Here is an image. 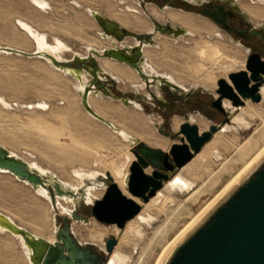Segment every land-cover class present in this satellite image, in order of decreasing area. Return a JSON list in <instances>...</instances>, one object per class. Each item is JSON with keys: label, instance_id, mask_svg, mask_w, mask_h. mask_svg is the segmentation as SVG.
I'll return each instance as SVG.
<instances>
[{"label": "bare ground", "instance_id": "6f19581e", "mask_svg": "<svg viewBox=\"0 0 264 264\" xmlns=\"http://www.w3.org/2000/svg\"><path fill=\"white\" fill-rule=\"evenodd\" d=\"M29 1L37 10L46 11L48 9L49 2H47L46 0ZM119 1L120 3H122L126 0ZM260 2L264 3V0H261ZM130 3L133 2L130 1L128 2L127 6H122V11L125 12V15L122 16L116 15L115 13H110L112 15L108 18L116 21L122 28L123 25H131L133 26V28L138 29L144 33L153 31V24L150 22V16L161 22L168 20L171 25H178L184 28V31L179 35H168L160 32H155V34L153 35L154 41L145 42L143 44V52L141 55L142 59L139 62L140 69L150 78V80L158 77L156 80L157 82L155 83V85L157 86V94H161L160 83L163 80L160 78V76H162V78H165L170 85L177 86V88L181 91L191 90L196 87H204L210 89L214 87L222 78L225 79L229 84H231L229 74L232 72L243 70V68L246 66V63L244 62V59L240 56V54L234 53L236 55H231L229 52H226L229 47L227 46V42H230L228 40L231 39L224 37L222 33L220 34L218 32L217 29H214L213 22L201 19L200 17L191 15L190 13H187L185 11L181 12L182 10L177 11L167 5L164 8H159L158 6L153 4L152 6L147 5L149 7L148 12H146L145 9L139 8L138 6H132V4ZM75 4L78 7L82 6L78 2H75ZM85 9L88 10L89 16L92 17L93 14L98 12L92 7L86 6ZM136 15L137 17H139V15L146 17V19L148 17V19L146 21L144 18H138V22H133V20L130 21L132 17ZM13 21L17 33L23 41L30 43V39H32L37 43L36 52L39 53L38 57L46 58L43 55L53 52V56L55 58H60L61 60L62 58H64L62 56L65 54L60 55L59 52H63L66 42L61 43L57 38L56 41L54 39V46L52 44L49 45L47 42L48 40H46L47 37L45 32H42L39 29L41 26H37L38 24L36 25L28 19H23V17L13 18ZM102 34V30L99 29L98 35L96 37H93H95L96 39H101ZM101 40L103 43L106 42L108 45L97 46L93 44V42L87 43L84 47L87 49V54H79L75 52L73 53V55H71V58H73L74 55L85 58L92 49H95L98 52H102L104 49L110 48L111 46L132 48L134 44L138 43V41L129 40L119 43L111 37L110 41L103 38ZM101 40H99V42H101ZM51 43H53V41ZM20 44V41L15 42L13 44V47L20 48V46H18ZM235 44V48L239 50L238 45L241 46V43L235 42ZM98 47L100 50L97 49ZM4 48L6 47L0 46V52L7 54L12 53L4 50ZM68 48L70 47H67L65 49ZM71 48L73 49V47ZM82 50L85 51L84 49ZM68 51L70 50L68 49ZM154 52H157V56L159 58V60L157 59L158 62L152 60L153 54H155ZM246 52H248V49H246ZM70 53L72 54V52ZM69 57L70 55L68 56V58ZM96 57L99 61V65L104 71L111 74L114 78L117 79V81H123L120 82L119 85L122 90H133L136 93H142V91H144L143 89L146 86V81L141 78L135 68L128 65L127 63L119 62L114 58L103 56ZM49 58H46V60L52 62V60H50ZM57 70L58 71H55L56 74L58 73L61 76H65V74L67 73L73 76L71 80L74 82L77 91L76 94L78 97L82 98L83 94L88 91L87 104L96 114L100 115L107 121V124H103L102 122L100 123L106 126L110 130L111 134L115 137V139L124 146L122 148H119L118 150H111L110 145H107L102 139H99V141L95 142V145L97 144V146H95L97 147L95 151V158L88 165L79 163L72 165L69 171L71 177L68 178V181H65L66 185L68 187L76 188L84 187L86 200L88 202H93L94 200H97L101 195V192L99 191L100 185L96 184V178H98V176L106 177V173H109L110 177H112L113 181L118 185L121 192L141 205L140 211L133 218L129 219L122 228L117 226L116 224H108L107 227H100L94 225L93 223L94 226L92 225V230H90V232L88 233L86 232L85 236L83 237L78 233V230H74L75 225H73V231L76 232L75 235L82 243H97L104 248V240L106 236L113 235L115 238H117V243L111 250L112 252H109L110 255L106 264H130L132 262L134 253L138 251V262L134 264H143L144 261L148 258L150 251L153 250L155 246H160L161 250L158 253L153 264H166L175 248L183 240H185L186 236H188L190 232H192L197 226H199L202 220L210 213V211L218 204V202L223 197H225L236 184L240 182L244 175L248 173L252 165L254 163L260 162L264 157V144L261 147H258L257 144L253 145L250 140H247L242 145L236 146V151H238L240 155H243L244 162L242 168L238 170L234 175H232L228 179V181H226L210 199L204 200L203 203L198 207L196 212L191 215L189 220L183 222L182 226L177 230V232L171 238H168V233L171 230V226L175 224L177 218L180 217L182 212L185 210L184 201H181L177 197V195H187V200H198L199 197H201V195L204 193V191L202 190L204 184L201 185V187H196L197 180L200 178L204 168L205 171L208 170V172L212 173L211 166L206 165V163L209 162V158L213 161L220 160L221 158H223V154L219 148V145H222L224 143L227 145V148L233 145V142L227 141L225 137L226 133L230 131H234L237 133L247 132L257 117L264 121V116L262 113L264 110V85L260 89L261 101L258 102L260 103L258 105H255L253 104V102L248 100L246 102V106H240L236 108L229 99L225 98L226 100L223 101L224 106L227 108V110L234 112L232 119L230 120V122H228L229 124L227 123V125L220 128V130L215 133V137L213 136V140L204 145L203 149H201L194 156V158H192L187 164H185L177 174H175L173 177L171 176L172 178L170 177L171 179L169 178L170 180L168 179L169 181L164 185V187H161L159 190H157V192L152 196L150 200L146 201L145 203H141L140 200L142 199L140 197L132 195L127 188L130 166L136 159L134 153H132V150H130V148H132V146H134V144L140 138L144 139L150 146L152 145L153 147L160 148L161 150L166 151L169 148V141L167 139L159 138L158 136H150L148 134L149 130L147 128V125L145 124V121L149 122L151 126H154V128H156L157 124L160 122L154 121L153 118L149 115H146L144 117V115H142L144 113V111L142 110V106L136 101L129 102L127 100H119L121 103L132 105L134 109L141 110L140 112L142 113L139 114L142 117H137V115H128V117H125L126 113L123 112H120L117 117H115L114 115H110L111 112L106 111V106L101 105L102 101L98 100L101 104L96 101V98H100L101 100L103 98L104 100L105 97L101 94L100 91H97L92 87H88L90 78L88 74H86L87 72L85 70L81 71L70 67H60ZM148 97H150V95H148ZM105 99H107V97ZM0 103L2 105L1 107H3L4 109H14V104L6 101L3 94L1 93ZM48 104L49 102H47V100L38 98L33 103H27V106L25 104V106L23 107H26L27 109H25L27 111L42 110V112H47L49 107ZM18 110L24 109L22 107H19ZM85 111L89 113V117L99 122V120H97L92 112H89L86 109ZM113 118L118 119L114 120ZM199 118L201 117L191 115L190 121L196 122L199 126V130L202 131L203 129L207 128L208 125L199 120ZM173 127L174 130L177 129L178 123L175 122ZM27 149L28 148L23 149L22 152L24 154H27L29 159L32 158L31 160L27 161L30 166L36 168L37 170H40V172L47 171V168L39 165L38 159L34 156L35 153ZM10 151L12 154L22 157L17 152L11 149ZM224 160V162H226L227 157H224ZM0 172L3 171L0 170ZM89 180H91L92 183L87 184ZM101 186L103 187V185ZM36 191L38 192V194H45V191L41 187ZM62 205L63 206H61V211L67 214L71 212L69 210L70 207L66 208L67 206H64L65 204ZM51 208V204L48 203L47 210L52 220L54 215L51 213ZM56 215L58 214L56 213L55 216ZM161 215L165 216V221H163L162 223H157ZM55 222L56 217L54 223ZM31 227L30 229L33 228ZM80 227L81 225H79L77 228L80 229ZM150 227L151 231H148V228ZM35 229L36 228L34 227V230L32 232L36 236H40L37 233L38 231L35 232ZM80 230L83 231V227H81ZM0 233L11 235L15 239V241L20 244L22 251L25 252L28 264H33L30 258L29 248L25 244L21 235L14 234L6 228L2 227H0ZM54 235L55 234L52 231V233L48 237L45 236L44 238H46L50 242H54ZM106 251L108 253L107 249Z\"/></svg>", "mask_w": 264, "mask_h": 264}, {"label": "rangeland", "instance_id": "374dc122", "mask_svg": "<svg viewBox=\"0 0 264 264\" xmlns=\"http://www.w3.org/2000/svg\"><path fill=\"white\" fill-rule=\"evenodd\" d=\"M46 1L49 2V6L48 9L44 11L37 10L29 0H0V46L13 48L15 50H23L30 53L36 52L37 43L30 38V43L23 41L22 38L19 37L14 26L13 18L23 17V19H28L34 24H38L37 26H41L39 29L42 32H45L47 37L46 40H48L47 42L49 45L52 44L54 46V39L56 41L57 38L61 43L66 42L65 48L70 47L68 48L70 51L64 48L63 52H59L60 55L65 54L62 56L64 58H62V60L60 58L56 59L61 61H69L72 59L71 55H73V53L75 52L79 54H87V49L84 48L87 43L93 42V44L97 46L108 45L106 42L103 43L101 39L95 38L99 33V29L101 28L93 19V17L89 16L88 10L85 9L86 6L96 9L98 13L106 17H110L112 15L110 13H115L116 15L122 16L125 15V12L122 11V6H127L128 2L130 1L133 2L130 3L132 4V6H138L139 8L145 9L146 12H148V7L152 6V4L162 8L160 0H145L146 5L141 3V0H126L122 3H120L119 0ZM176 1H178L176 7L183 6H181L183 2L181 3L179 0ZM186 1L190 3H199L204 0H195L196 2L194 0ZM235 1L240 9L244 12V14L249 18L252 24L264 25V3L260 2L261 0ZM75 2H78L82 6H76ZM183 8L185 7L183 6ZM175 10L181 11L179 9ZM190 14L198 16L201 19L208 20L207 18H203L204 16L202 14ZM138 18H144L146 21L148 19V17L146 19V17L140 15L139 17H137L136 15L132 17L130 21L133 20V22H138ZM150 22L153 24L151 20ZM123 28L134 31L136 33H144L138 29L133 28V26L131 25H123ZM214 29H217L218 32L220 34L222 33L224 37L231 39L228 40L230 42H227V46L229 47L226 52H229L231 55H236L234 53L240 54V56L246 63V48H243L240 45H238L239 50L235 48V42H238V38L226 33L216 23H214ZM99 40H101V42H99ZM18 41H20L21 43L20 45H18L20 46V48L13 47V44ZM49 41H53V43ZM71 47H73V49ZM81 48L85 51H83ZM97 49L100 50L99 47ZM70 52H72V54ZM154 53L155 54H153L152 60L158 62L159 58L157 56V52ZM47 54L43 56L49 58ZM49 54L53 56V52ZM262 54L264 56L263 51ZM67 55H70V57L68 58ZM46 58H40L38 57V55L35 57H26L15 52L10 54L0 52V93L3 94L6 101L14 104V109L9 110L1 107L2 105L0 103V144L5 146L9 150L11 149L17 152L22 156L21 158L26 161L32 159H29L28 155L22 152L23 149L28 148L27 150H31L33 153H35L34 156L38 159L39 165L47 168V171L41 172L42 174H46L47 172L51 173L66 185L65 181H68V178L71 177L69 171L72 165L77 163L88 165L95 158V151L97 149V147H95L97 146V144L95 145V142L99 141V139H102L104 143L110 145L111 150H118L119 148H122L124 146L115 139V137L111 134L110 130L106 126L89 117V113L85 111L81 103L82 98L78 97L76 94L77 91L74 82L71 80L73 76L68 73L65 74V76H61L58 73L56 74L55 71H58V68L66 66H57L51 61L46 60ZM49 59L51 60V58ZM69 75L72 77H70ZM217 87L218 82L214 87L210 89L206 88L208 91H204L203 93H201V89H199L202 87H196V90H199L197 94L200 98H203L205 101H209L211 98L209 93H214L215 88ZM143 90L144 91H142V93L145 94L147 98H150L148 97V95H151V93L146 89V87ZM152 90L153 92H155V94H157V86L155 84L153 85ZM101 94L103 95L102 92ZM157 95L161 96V94ZM38 98H43L44 100H47V102H49L47 112H42V110L27 111V108L25 107V109L23 107L25 106V104L27 106V103H33ZM105 98V101L103 100V98L102 100L100 98H96V101H102V104L100 102L99 104L106 106V111L111 112L110 115H114L115 117H117L120 112H123L126 113L125 117H128V115H137V117H142L139 114L142 113L140 112L141 110L134 109L132 105L121 103L118 100H114V98ZM127 101L132 102L135 100ZM14 102L16 103V105ZM253 104L258 105L260 103L253 102ZM243 106H246V104H244ZM19 107H22L24 110H18ZM149 111L151 112V114L147 113ZM157 111L159 110L153 107L152 111L147 110V112H144L142 115H144V117L146 115H149L153 118L154 121L160 122L161 118H159L160 116L159 114H157ZM233 113L232 116L234 115ZM262 113L264 116V110ZM198 117H201L199 118V120L209 125V122L205 118H203L202 116ZM113 119L116 120L118 118ZM175 122L178 123L179 127L180 123L182 122V118H175L173 121V125L175 124ZM145 124L147 125V128L149 130L148 134L150 136H158L159 138L167 139L169 141L170 147L171 140L169 138L162 136V134L160 132H157V129L154 128V126H151L149 122L145 121ZM225 137L227 141L233 142V145H231L229 148H227V145L224 143L222 145H219V148L223 154V158H221L220 160L213 161L209 158V162H207L206 165L211 166L212 173L208 172V170L205 171L204 168L200 178L197 180L196 187H201V185L204 184L202 189L204 193L201 195V197H199L198 200H187V195H177V197L181 201H184L185 210L182 212L180 217L177 218L175 224L171 226V230L168 233V238H171L177 232V230L182 226L183 222L189 220L191 215L196 212V210L204 200L210 199L214 195V193L219 190L221 186L226 181H228V179L232 175H234L238 170L242 168L244 162L243 155H240L239 152L236 151V146L242 145L247 140H250L253 145L257 144L258 147H261L264 144V121L257 117L247 132L237 133L234 131H230L226 133ZM213 138L211 140H213ZM138 140L148 144L144 139L139 138ZM211 140L209 142H211ZM168 150L169 148L166 151ZM224 157H227L226 162H224ZM262 165H264V157L260 162L254 163L252 165L248 173H246V175H244L240 182L236 184L230 190V192H228V194L218 202V204L202 220L199 226H201L209 218V216L213 214L217 207L223 204L225 200L229 196H231V194H233L240 185L248 181L253 173L257 169L261 168ZM38 171L40 172V170ZM145 172L151 174L152 169L149 167L145 170ZM178 172L179 170H175L174 175ZM96 179V184L100 185L99 191L101 192V195L98 198H102L105 193V188L107 185H109L110 182L104 176H98V178ZM169 180L164 182L162 188ZM89 182H91V180H89ZM101 185H103V187ZM69 188H72L74 190L79 189L76 187ZM42 189L45 191L44 188ZM46 191L44 195L38 194V192L29 184L17 180L15 176L9 173L0 172V210L9 214L17 221V223H20L22 226L24 225V227L29 229V231L32 232L35 227L37 229H35V232L38 231L37 233L40 236L43 235L42 237H48L52 233V231L54 232V219L56 213L58 214V226L63 224V221L61 219L66 216V213L61 211V206H63L62 204H65L64 206H67L66 208L70 207V211L75 207L74 210L76 214L87 217V219H73L74 221L72 220L73 225H75V227L73 226L74 230H78L79 232H77L81 234V236L84 237L86 232H90L94 225L107 227L108 224L97 221L90 214V203H93L95 200L93 202H88L85 197V202L87 203L85 204L83 199L79 198L77 199V202L75 204V201L71 198L61 197L57 201V207H53L50 202L48 191ZM140 201L141 203H145L142 200ZM48 203H50L52 207L51 213L54 215L52 219L53 221L51 220V216L47 210ZM163 221H165V216L161 215L157 223H162ZM75 223H77L78 225ZM79 225L83 227V231L80 230L81 227L80 229L77 228ZM29 226H32L33 228L31 227L32 229H30ZM148 231H151V227L148 228ZM190 234L191 232L188 234V236H190ZM111 238L115 237L113 235L106 236L105 243ZM87 244H91L93 250L96 253L106 256L105 251H100L99 244L92 242ZM160 250V246H155V248L150 251L148 258L144 261L143 264H153ZM138 252L134 253L132 262L130 264L138 262ZM0 264H28L25 252L22 251L20 244H18L15 239L8 234L0 233Z\"/></svg>", "mask_w": 264, "mask_h": 264}, {"label": "water", "instance_id": "95a60500", "mask_svg": "<svg viewBox=\"0 0 264 264\" xmlns=\"http://www.w3.org/2000/svg\"><path fill=\"white\" fill-rule=\"evenodd\" d=\"M222 1L241 10L235 0ZM173 4L170 3V5ZM93 18L102 30L101 39L110 41L111 37L119 43L126 40L138 41V43L132 48L111 46L102 52L92 49L85 58L74 55L69 61L57 60L54 56L47 54L55 65L85 70L96 76L97 72L102 71L96 56H103L137 67L135 62L130 60L129 51L133 49L138 56H141L143 44L153 42L155 32L171 35L183 31L179 26L178 29L171 30L163 24L153 23L152 32L136 33L122 28L116 21L98 12L93 14ZM4 50L26 57H35L39 54L9 47ZM87 62L90 68L87 67ZM262 75H264V61L257 53H253L247 59L243 70L229 74L231 84L223 78L218 81L220 97L216 104L219 105L222 98L229 99L236 108L243 104V99L260 102L259 86L263 80ZM251 82L253 84L250 86ZM87 92L82 96L83 108L92 112L99 122L107 124V121L87 104ZM229 112V114L233 113ZM230 120L227 118V123ZM216 129L215 126H211L200 135L197 125L186 123L182 126V131L191 148L187 144H174L168 152L142 141L138 142L135 148H131L136 159L130 166L128 191L144 202L148 201L169 179V175L159 171L162 169L161 163L167 162L168 154L171 155L176 166L181 168L194 157L193 153L197 154L202 149ZM149 167L152 169L151 174L145 172ZM173 169V167L168 168V170ZM0 170L15 176L17 180L29 184L35 190L40 187L46 189L53 207H57V201L61 197L71 198L75 204L77 199H85L84 187L74 190L63 184L55 175L48 172L42 174L30 166L26 160L12 154L2 144H0ZM106 177L110 183L106 186L103 197L98 198L91 205L90 214L99 222L116 224L122 228L140 211L141 205L124 195L109 173H106ZM90 183L87 182V184ZM55 217V223L58 226V215ZM73 219H79L75 210L71 212L70 217L62 218L64 224L56 231L55 241L50 242L42 236H36L0 210V227L22 236L29 248L33 264H103L108 254L106 253V256L98 254L91 244H81L72 232ZM116 243V238L106 242L108 253ZM167 264H264V165L175 248Z\"/></svg>", "mask_w": 264, "mask_h": 264}, {"label": "flooded vegetation", "instance_id": "af4514ba", "mask_svg": "<svg viewBox=\"0 0 264 264\" xmlns=\"http://www.w3.org/2000/svg\"><path fill=\"white\" fill-rule=\"evenodd\" d=\"M179 1L181 3L183 2L181 6L183 5L185 8H183V6L176 7L177 2H178L176 0H160V3L162 4V8H164V6L167 5L174 9H179L185 12H190L195 15L202 14L204 18H207L208 20L216 23L226 33L236 36L238 38V42L241 43V46L243 48L248 49L247 59L249 58L251 54L257 53L260 56V58L264 61V56L262 54V51L264 52V25L263 24L261 25L252 24L249 18L244 14L242 10H237L236 8L232 6V4H227V2L222 1V0H204L199 3H190L186 0H179ZM141 3L145 4L146 1L141 0ZM170 3H174V4L170 5ZM149 18L153 23H159V24L164 23L163 25L167 26V29H171V30L178 29L177 28L178 25H171V23L168 20L164 22H159L152 16H150ZM182 29L184 31V28ZM181 33H177V34L173 33L171 35H179ZM126 48H129V47H126ZM129 58L131 61L135 62L137 66L133 68H135L137 73L141 76V78H143L146 81L145 87L151 93V95L149 94L150 98H147V96L141 92L136 93L133 90H122L119 87V85H120V82H123V81H120V82L119 80L117 81L116 78H114L111 74L104 71L103 69L102 71L97 72L96 76L93 74H89L87 72L88 76H90V83L88 87H92L93 89H96L97 91H101L105 97L114 98V100H118V101L120 99L121 100H135L136 102H139L141 104L142 110L144 112H147V110L152 111L153 107L157 108V110H159L157 111V114H159L160 116L159 118H161L160 123H158L156 126L157 132H160L162 136L169 138L171 140V145L169 147V150L174 144H179V145L187 144L189 148H191L190 143L188 142V140L186 139L182 131V126L186 123L190 125L198 126L196 122L190 121L191 115L202 116L209 122L208 127L202 131L199 130V126H198L200 135L206 132L211 126H215L217 128L215 132L211 133L210 140L213 138L215 133L220 130V128L227 125V118L232 119V113L229 114L230 113L229 110H227V108L223 104V101L226 100L225 98H222L219 105L216 104L217 99H219L220 97L218 93L219 86L215 88L214 93L213 92L209 93L211 96L210 100L205 101L203 98H200L199 95L197 94L199 90H196V89L199 87L191 89V90L181 91L177 88V86L170 85L166 81L165 78H162V76H160V78L163 81L160 83L161 96H158L152 90V87L157 82L156 80L158 77H155L152 80H150V78L140 69L139 62L142 59V57L138 56L133 49L132 51H129ZM89 66L90 64L89 62H87V67ZM262 76H263V80L261 81L259 90L264 85V75ZM252 84L253 83L251 82L250 86ZM199 89H201V93H203L204 91H208L204 87L199 88ZM248 100L249 99H243L242 100L243 104L241 106L246 104L245 102H247ZM147 113L151 114L150 111ZM175 118H182V122L180 123L178 129L174 130L173 121ZM138 142H140V140H138L132 148H135ZM208 142H206L205 144H207ZM168 151H165V152H168ZM193 155L195 156L196 153H193ZM161 164H162V169L159 171L164 174L169 175V178L174 175L175 170H180L183 167L182 166L181 168H178L176 166V163H174L170 154H168L167 162L163 161ZM169 167H173L174 169L168 170ZM83 201L85 204H87L85 202V199ZM90 204L92 205L93 203H90ZM73 210H71V212ZM71 212L68 214L66 213L65 215L67 217L68 216L70 217ZM76 215L79 217V219L85 218V216H81L78 214ZM63 224L59 226L55 224L54 234L58 230L59 227L63 226ZM71 226H72V232L75 235V232L73 231V221H72ZM75 237L77 238L76 235ZM54 238H55V235H54ZM80 243L84 245L89 242H86V243L80 242ZM100 251H105L107 253L105 240H104V248L100 245ZM110 253H107L108 255H107V258L104 264H106Z\"/></svg>", "mask_w": 264, "mask_h": 264}]
</instances>
